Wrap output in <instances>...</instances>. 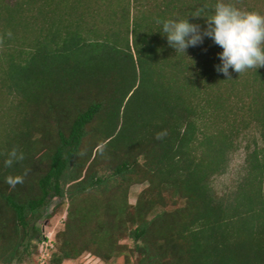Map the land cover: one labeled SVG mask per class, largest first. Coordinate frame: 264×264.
Listing matches in <instances>:
<instances>
[{"label":"trees","instance_id":"1","mask_svg":"<svg viewBox=\"0 0 264 264\" xmlns=\"http://www.w3.org/2000/svg\"><path fill=\"white\" fill-rule=\"evenodd\" d=\"M218 2L0 0V264L39 254L56 199L53 264H264V68L229 78L213 40L176 54L161 35L167 19L206 27L191 16ZM223 2L264 15V0Z\"/></svg>","mask_w":264,"mask_h":264},{"label":"clouds","instance_id":"2","mask_svg":"<svg viewBox=\"0 0 264 264\" xmlns=\"http://www.w3.org/2000/svg\"><path fill=\"white\" fill-rule=\"evenodd\" d=\"M192 18H204L206 27L190 22L188 19H167L162 24L163 37L176 54H187L191 47L204 43L206 38L222 49L218 54L221 63L217 71L226 77L231 72L241 74L250 68H264V15L258 12H243L229 3L218 2L211 15L194 13ZM231 70V71H230ZM163 134L158 135V139ZM16 151L11 153L16 157ZM23 157L21 156L20 159ZM7 163L11 165L12 160ZM9 183L12 180L9 179Z\"/></svg>","mask_w":264,"mask_h":264},{"label":"rangeland","instance_id":"3","mask_svg":"<svg viewBox=\"0 0 264 264\" xmlns=\"http://www.w3.org/2000/svg\"><path fill=\"white\" fill-rule=\"evenodd\" d=\"M258 139L256 130H251L248 134L242 137L239 142L237 151L231 156L230 163L227 172L218 176L213 180V188L216 194L223 197L233 192L238 186L239 182L246 174V146L254 139ZM144 189L143 186H137L132 189L130 202L135 204L140 192ZM68 203L67 201L53 200L42 211V219L39 222V227L42 229L43 244L41 242L39 247L40 251L46 256V264L51 263V259L54 254L57 253L56 235L64 229L66 221ZM48 216H53L52 220H48ZM53 248H52V245ZM39 254L33 259L26 261L24 264H41L39 263ZM43 256V255H42ZM64 264H105L99 259L91 255H85L81 259L73 262H65ZM112 264H123L122 260L116 261Z\"/></svg>","mask_w":264,"mask_h":264},{"label":"built area","instance_id":"4","mask_svg":"<svg viewBox=\"0 0 264 264\" xmlns=\"http://www.w3.org/2000/svg\"><path fill=\"white\" fill-rule=\"evenodd\" d=\"M44 244H46V243H44ZM51 245H52V243H51ZM52 248H53V245H52ZM46 256H47V255H44V254H43V256H42V258H41V264H46V263H45V261H46Z\"/></svg>","mask_w":264,"mask_h":264}]
</instances>
